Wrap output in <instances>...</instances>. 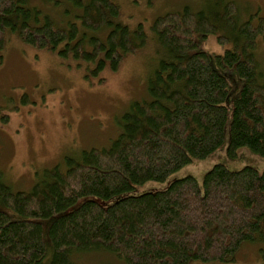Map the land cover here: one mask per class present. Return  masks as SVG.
Returning a JSON list of instances; mask_svg holds the SVG:
<instances>
[{"label": "trees", "instance_id": "1", "mask_svg": "<svg viewBox=\"0 0 264 264\" xmlns=\"http://www.w3.org/2000/svg\"><path fill=\"white\" fill-rule=\"evenodd\" d=\"M70 2L75 7L62 26L33 0H0V52L11 31L98 76L118 71L146 46L144 27L121 23L114 0ZM219 30L228 31L220 43L232 47L218 63L236 66L243 79L231 111L228 80L196 51L198 38ZM152 32L163 56L149 78V98L131 103L108 147L65 157L28 191L14 189L0 171V264H80L91 253L122 264L226 263L246 244L258 247L264 261V171L216 164L201 186L188 176L163 191L121 197L207 159L228 131L229 158L244 148L264 157V71L257 56L264 18L244 20L227 1L162 15Z\"/></svg>", "mask_w": 264, "mask_h": 264}, {"label": "rangeland", "instance_id": "2", "mask_svg": "<svg viewBox=\"0 0 264 264\" xmlns=\"http://www.w3.org/2000/svg\"><path fill=\"white\" fill-rule=\"evenodd\" d=\"M114 1L121 7V23L131 29L142 25L149 38L146 46L127 57L118 71L107 68L93 76L86 67H78L75 60L36 49L16 33L7 32L6 47L0 52V171L14 189L30 190L45 169L83 150L108 147L118 136L119 121L131 103L149 98V78L163 56L152 32L158 17L185 7L199 11L219 2L233 1L244 20L251 15L264 18V0H156L152 4L147 0ZM56 2L33 0V5L64 26L61 17H66L75 6L70 0ZM72 16L71 12L67 17L73 20ZM227 33L219 30L208 38H198L196 51L207 53L212 65L228 80L230 93L226 105L231 111L233 99L242 90L243 79L236 66L223 68L218 63L217 57L232 47L231 41L225 44L219 41V36ZM257 56L264 71L263 36L258 39ZM229 143L228 131L223 146L207 159L194 161L165 182L146 183L121 197L163 191L174 181L188 176L196 178L201 186L205 174L216 164H224L231 170L252 166L264 171V157L247 148L240 150L237 158H229ZM78 260L80 264H122L102 253L85 254ZM212 264H264V261L258 247L246 244L234 262Z\"/></svg>", "mask_w": 264, "mask_h": 264}]
</instances>
